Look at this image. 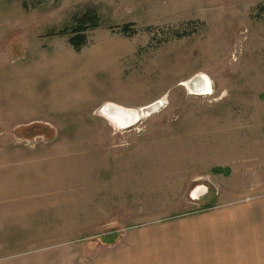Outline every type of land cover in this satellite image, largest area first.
Returning <instances> with one entry per match:
<instances>
[{
	"label": "rangeland",
	"instance_id": "obj_1",
	"mask_svg": "<svg viewBox=\"0 0 264 264\" xmlns=\"http://www.w3.org/2000/svg\"><path fill=\"white\" fill-rule=\"evenodd\" d=\"M89 9L101 24L76 50ZM199 73L213 95L182 85ZM157 100L131 129L100 114ZM253 197L264 0H0V264H74L205 199Z\"/></svg>",
	"mask_w": 264,
	"mask_h": 264
},
{
	"label": "crops",
	"instance_id": "obj_2",
	"mask_svg": "<svg viewBox=\"0 0 264 264\" xmlns=\"http://www.w3.org/2000/svg\"><path fill=\"white\" fill-rule=\"evenodd\" d=\"M201 203L199 210L133 226L74 264H264V197Z\"/></svg>",
	"mask_w": 264,
	"mask_h": 264
},
{
	"label": "bare ground",
	"instance_id": "obj_3",
	"mask_svg": "<svg viewBox=\"0 0 264 264\" xmlns=\"http://www.w3.org/2000/svg\"><path fill=\"white\" fill-rule=\"evenodd\" d=\"M199 77V78H198ZM204 79V81L206 82L207 84V96L208 95H213L214 94V91H213V83L211 81V79L206 75V74H203V73H199L195 76H193L191 79H189L188 81L186 82H183L182 85L185 86L187 88V90L189 91L190 94L192 95H200V93H197L196 90H200V87L201 86V83L203 82L202 79ZM198 90V91H199ZM204 91V90H203ZM203 95V94H202ZM110 105H114L116 107V112L114 113H108V115H112V118L113 120L117 121L118 122V125L117 124H113L114 126H116V128L118 129H122V127L119 126V124L123 125V121L122 120H125L126 121H133V122H136L137 120H139L138 123L142 122L144 119H146L148 116L154 114V113H157L160 111L161 108H163L165 105H164V102L163 100H157L147 106H144L142 108H128V107H124L123 105H118V104H115V103H112V102H108ZM121 111V112H119ZM118 112L119 113H122L121 116L123 115H126L124 118L125 119H122V117L120 115H118ZM100 114L102 117L106 118L107 120H110L108 119V116H106L104 113H102L100 111ZM111 121V120H110Z\"/></svg>",
	"mask_w": 264,
	"mask_h": 264
},
{
	"label": "trees",
	"instance_id": "obj_4",
	"mask_svg": "<svg viewBox=\"0 0 264 264\" xmlns=\"http://www.w3.org/2000/svg\"><path fill=\"white\" fill-rule=\"evenodd\" d=\"M101 24L98 12L93 9L87 10L84 14L75 17L74 28L72 29L73 36L70 38L71 45L76 50H81L87 42V31L91 28H97ZM124 33L132 31V25L128 24L123 27ZM68 31H64L67 33Z\"/></svg>",
	"mask_w": 264,
	"mask_h": 264
},
{
	"label": "water",
	"instance_id": "obj_5",
	"mask_svg": "<svg viewBox=\"0 0 264 264\" xmlns=\"http://www.w3.org/2000/svg\"><path fill=\"white\" fill-rule=\"evenodd\" d=\"M199 78V77H198ZM202 79V78H201ZM203 80V82L201 83V86L202 87H200V90L198 91V90H196V92L197 93H200V95L201 96H207V94H206V92L208 91L207 90V84H206V82L204 81V79H202ZM204 90V91H203ZM203 94V95H202ZM116 107L114 106V105H110L109 103H106V104H104L101 108H100V111L102 112V113H104L106 116H108V119H110L109 121L111 122V123H115V124H117L118 125V122L117 121H115V120H113V118H112V115L110 114V115H108V113H114V112H116ZM119 112H121V111H119ZM118 112V115H122V113H119ZM120 115V116H121ZM126 115H123V116H121L122 117V119H125L124 117H125ZM123 121V125H121V124H119V126L120 127H122V129H131V128H133V127H135L137 124H139L138 122H139V120H137L136 122H133V121H131V123H130V121H126L125 122V120H122ZM199 189V188H198ZM197 189V191H194V193H193V198L195 199V200H197V199H199V198H201V197H203V196H205L206 194H207V189L206 188H202V193H200V189L198 190Z\"/></svg>",
	"mask_w": 264,
	"mask_h": 264
},
{
	"label": "built area",
	"instance_id": "obj_6",
	"mask_svg": "<svg viewBox=\"0 0 264 264\" xmlns=\"http://www.w3.org/2000/svg\"><path fill=\"white\" fill-rule=\"evenodd\" d=\"M246 200H250V198H247Z\"/></svg>",
	"mask_w": 264,
	"mask_h": 264
}]
</instances>
